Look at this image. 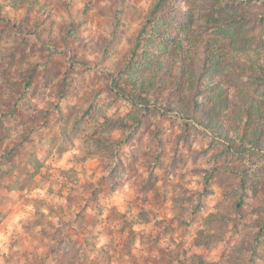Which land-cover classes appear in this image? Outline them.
<instances>
[{"label":"rangeland","instance_id":"1","mask_svg":"<svg viewBox=\"0 0 264 264\" xmlns=\"http://www.w3.org/2000/svg\"><path fill=\"white\" fill-rule=\"evenodd\" d=\"M177 2L172 28L215 20L228 54L264 47V2ZM152 4L0 0V264H231L238 242L254 245L240 264H264V153L113 87ZM227 71L264 99V79ZM234 188L242 206L213 226Z\"/></svg>","mask_w":264,"mask_h":264},{"label":"trees","instance_id":"2","mask_svg":"<svg viewBox=\"0 0 264 264\" xmlns=\"http://www.w3.org/2000/svg\"><path fill=\"white\" fill-rule=\"evenodd\" d=\"M172 7L185 12L184 5L177 0H153L124 61L113 75L115 91L135 104L177 110L180 116L205 126L234 153L248 150L264 153V99L235 85L227 71L240 70L253 79H264V47L228 54L225 47H217L219 38L212 40L206 34L221 22L214 20L198 28L181 23L172 28L167 22L173 19ZM223 17L228 18V13L221 12L220 18ZM232 19L237 22L234 17ZM263 35L262 32L258 37ZM237 39L254 41L240 35ZM228 168L232 170V166ZM250 179L252 181L253 177ZM254 182L251 185L257 187ZM235 191L234 188L228 193L231 198L228 208L211 214L213 226L223 227L231 219V213L242 206L243 196ZM261 207L264 213V201ZM204 232H207L205 239L221 235L210 230ZM259 235H264V231ZM253 247V244L238 242L229 258L231 264H240L245 260L243 252ZM187 264L226 263L192 256Z\"/></svg>","mask_w":264,"mask_h":264}]
</instances>
